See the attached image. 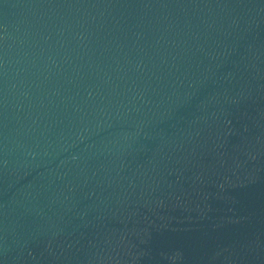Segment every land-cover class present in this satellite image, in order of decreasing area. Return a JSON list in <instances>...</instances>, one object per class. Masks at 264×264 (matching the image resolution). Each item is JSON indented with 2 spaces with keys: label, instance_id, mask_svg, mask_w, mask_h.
<instances>
[{
  "label": "water",
  "instance_id": "water-1",
  "mask_svg": "<svg viewBox=\"0 0 264 264\" xmlns=\"http://www.w3.org/2000/svg\"><path fill=\"white\" fill-rule=\"evenodd\" d=\"M0 264H264V0H0Z\"/></svg>",
  "mask_w": 264,
  "mask_h": 264
}]
</instances>
